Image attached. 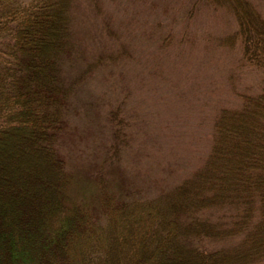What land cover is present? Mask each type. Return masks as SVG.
Wrapping results in <instances>:
<instances>
[{
  "label": "trees",
  "instance_id": "obj_1",
  "mask_svg": "<svg viewBox=\"0 0 264 264\" xmlns=\"http://www.w3.org/2000/svg\"><path fill=\"white\" fill-rule=\"evenodd\" d=\"M80 1L0 0V264H263L261 11L251 0H180L188 18L206 7L234 19L216 44L241 45L257 86L217 112L204 160L177 182L148 196L102 164L76 199L65 153L75 82L64 67Z\"/></svg>",
  "mask_w": 264,
  "mask_h": 264
},
{
  "label": "rangeland",
  "instance_id": "obj_2",
  "mask_svg": "<svg viewBox=\"0 0 264 264\" xmlns=\"http://www.w3.org/2000/svg\"><path fill=\"white\" fill-rule=\"evenodd\" d=\"M251 1L264 16V0ZM219 14L202 7L188 18L180 0L80 1L64 67L75 82L68 114L76 138L65 151L74 198L91 191L102 164L127 181L117 177L112 190L124 183L148 196L201 165L215 115L260 75L239 43L216 44L236 27Z\"/></svg>",
  "mask_w": 264,
  "mask_h": 264
}]
</instances>
